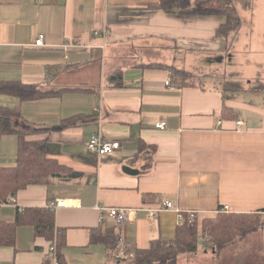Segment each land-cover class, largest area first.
<instances>
[{"label":"crops","instance_id":"obj_1","mask_svg":"<svg viewBox=\"0 0 264 264\" xmlns=\"http://www.w3.org/2000/svg\"><path fill=\"white\" fill-rule=\"evenodd\" d=\"M159 4L160 0H0V80L64 89L59 96L24 103L22 112L35 129L48 130L33 128L28 138L48 139V155L83 174L67 181L55 179L50 190L45 184L29 185L0 206V218L14 221L17 208L70 200L55 212V225L65 232L62 252L67 264H129L128 259L115 260L103 243L91 242L99 227L118 233L112 219L101 221L99 205L138 209L125 230L132 249H146L154 239L175 238V211L145 217L146 208L165 199L199 215L222 205L235 212L264 207V101L247 97L256 91L235 92L227 101L247 123L235 132L236 124L220 117L223 94L218 86H169L168 70L135 67L155 62L175 66L164 58L169 49L191 53V63L178 67L194 74L217 76L222 70L219 66L228 54L216 38L222 18L173 15ZM105 29L107 36L95 35ZM39 34L46 36L45 46H35ZM69 41L75 46L65 50ZM201 65L211 68L201 70ZM117 70H124L123 87L107 81ZM161 120L167 122L166 129L156 128ZM95 133L120 141L121 147L102 156L89 152L87 144ZM140 140L156 147L148 172L141 168L143 159L129 163ZM6 145L14 147V139ZM16 153H2L0 165L14 166ZM147 193L161 199L148 204L143 199ZM51 242L35 236L33 227L21 226L15 247H0V264H43ZM180 258L167 264H180Z\"/></svg>","mask_w":264,"mask_h":264},{"label":"trees","instance_id":"obj_2","mask_svg":"<svg viewBox=\"0 0 264 264\" xmlns=\"http://www.w3.org/2000/svg\"><path fill=\"white\" fill-rule=\"evenodd\" d=\"M243 1L244 5L250 7V0ZM159 7L169 14L178 16L222 18L221 24L216 29V38L224 42V49L227 53L232 50L242 28V17L236 7L235 0H160ZM135 67L166 69L169 71L171 84L173 83L178 87H196L206 90L205 83L215 77L208 74L197 75L187 69L159 62L142 63L135 65ZM255 79L258 82L260 81V78ZM107 81L113 87H123L125 85L124 70H117L109 74ZM220 83L222 85L218 84V87L223 94L220 117L223 120L234 122L236 127L233 130L241 132L245 129L243 127L247 123L239 118L240 112L229 106L227 101L232 99V94L235 92H251V89L263 94L264 100V85L259 82L257 86H254L256 84L254 82L253 86L248 89L233 84L227 77L221 78ZM62 92H64V89L43 90L38 85L27 84L22 81L0 80V96H12L19 100V103L14 106L0 105V141L7 135H16L18 138L16 164L14 166L0 165V206L15 198L20 190L29 185L45 184L48 185L50 190V186L55 179L67 181L83 176L81 172L74 171L73 168L61 164L57 159L48 155L51 152L48 139L30 140L28 138L31 129H35V127L23 115L22 105L56 97ZM256 102L258 103L257 100ZM239 121L246 124L241 125L238 123ZM35 130L48 132L47 129ZM155 152L156 147L154 145L140 140L139 150L131 157L129 163L134 164L135 161L143 159L144 164L141 168L144 172H148L154 166ZM143 199L150 204L151 200L161 199V196L155 193H147ZM166 200L169 199L158 202L155 207ZM173 206L174 209L183 211L174 203ZM173 211L177 213L176 210ZM183 213L187 215L188 212L183 211ZM199 214V212L196 213L193 221L190 222L187 219L184 223L179 224L173 240L164 241L158 238L152 240L150 246L146 249H134L135 257L127 258L130 260L129 264L174 263L180 255L197 253L203 247L218 253V248H222L238 237H243L264 226V207L251 212H235L222 205L210 214ZM21 226L33 227L35 236H44L50 241L56 240L58 262L59 264H67L62 252L65 247V232L56 227L55 212L51 211L47 205L45 207H29L24 211L17 208L14 221L0 218V247H15L17 231ZM102 230L99 227L93 231L91 242L103 243L110 249L114 257L119 234L115 231L105 232L103 230V232ZM115 260L122 261V259L117 258ZM43 264H51V262L47 259Z\"/></svg>","mask_w":264,"mask_h":264},{"label":"rangeland","instance_id":"obj_3","mask_svg":"<svg viewBox=\"0 0 264 264\" xmlns=\"http://www.w3.org/2000/svg\"><path fill=\"white\" fill-rule=\"evenodd\" d=\"M235 2L242 17V28L232 50L225 54V59L219 66L222 69L220 74L209 79L205 84H212L216 87L218 84L222 85L220 83L221 78L227 77L233 84L247 88H251L254 82H256L254 86H257L259 82L264 85V0H250V7L244 5L243 0H235ZM149 55L157 56L152 52H149ZM164 58L175 61L174 65L178 64L176 66L178 67L186 62L191 63L190 60L193 59V56L191 53H177L168 49L164 53ZM199 68L201 70L209 68L210 70L211 67L201 65ZM103 76L101 75V79ZM255 76L260 78L259 82L257 79H253ZM249 81L251 82L250 85H248ZM247 97L255 99V102L256 100L258 102L264 101L263 94L259 92H254ZM3 98L6 100L0 101L2 106H14L15 102H19L16 97L5 96ZM16 137V135H9L4 138V143L0 146V155L2 153L4 155L16 153ZM9 139H14V147L6 145ZM133 250L128 248L130 258L135 257ZM180 257L178 260L180 264H264V226L243 237H238L222 248H218V253L203 247L197 253L183 254Z\"/></svg>","mask_w":264,"mask_h":264},{"label":"built area","instance_id":"obj_4","mask_svg":"<svg viewBox=\"0 0 264 264\" xmlns=\"http://www.w3.org/2000/svg\"><path fill=\"white\" fill-rule=\"evenodd\" d=\"M96 36H107L108 35V30L105 29L102 32L96 31L95 32ZM46 42V36L44 34H39L35 40L34 44L35 46H45ZM75 46V43L72 41L66 42L65 45L63 46L65 50L70 49L71 47ZM166 84L171 86V79H167ZM241 125H245L246 123L243 121L238 122ZM156 128L158 129H166L167 127V122L165 120L158 121L155 124ZM121 147V142L120 141H113V140H107L103 138L99 133H95L90 141L87 144V149L89 152L96 153L100 156L112 153L113 151L119 149ZM12 201V200H10ZM8 201V202H10ZM71 202L70 200L66 199H51L47 207L53 211L56 212L59 208L63 206H68L70 205ZM98 209L103 212L101 215V221L104 218H110L115 222V225L118 228V234H119V239H118V245H117V250L114 251V256L117 259H127L129 257L128 255V248L130 247L128 242L126 241L125 238V230L128 222L131 220L132 214L136 213L138 209L132 208V207H111V206H103L99 205L97 206ZM145 209V208H142ZM147 213L145 214L146 218H151L155 217L156 213H159L161 211H166V210H176L178 219H179V224L184 223L187 219L191 222L196 216V213L198 211H192L188 210L187 215L183 213V211L179 209H174L173 203L169 200L164 201L162 204L158 205L155 208H146ZM56 240L52 241L50 244V247L47 252L46 258L51 262V264H59L58 262V257L56 253Z\"/></svg>","mask_w":264,"mask_h":264},{"label":"water","instance_id":"obj_5","mask_svg":"<svg viewBox=\"0 0 264 264\" xmlns=\"http://www.w3.org/2000/svg\"><path fill=\"white\" fill-rule=\"evenodd\" d=\"M125 170H126L127 172H131V173H136V172H137L136 170H134V169H132V168H130V167H125Z\"/></svg>","mask_w":264,"mask_h":264}]
</instances>
